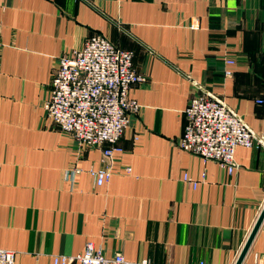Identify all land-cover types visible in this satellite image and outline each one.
<instances>
[{
	"label": "crops",
	"instance_id": "1",
	"mask_svg": "<svg viewBox=\"0 0 264 264\" xmlns=\"http://www.w3.org/2000/svg\"><path fill=\"white\" fill-rule=\"evenodd\" d=\"M0 24V248L16 264H55L89 241L133 264H236L264 208V144L239 146L229 173L179 139L202 93L264 136V0H0ZM95 35L132 51L145 77L101 186L89 170L102 149L43 107L59 58ZM256 263L264 220L242 264Z\"/></svg>",
	"mask_w": 264,
	"mask_h": 264
},
{
	"label": "built area",
	"instance_id": "2",
	"mask_svg": "<svg viewBox=\"0 0 264 264\" xmlns=\"http://www.w3.org/2000/svg\"><path fill=\"white\" fill-rule=\"evenodd\" d=\"M1 35L0 24V40ZM133 59L132 51L117 47L103 35H95L81 48L59 58L51 93L43 104L46 117L58 130L71 135L82 146L102 149L106 164L89 170L99 186L111 179L113 157L121 151L119 140L129 128L132 114L141 109L138 101L131 98L130 90L145 77L135 69ZM226 61L229 66L235 63L231 58ZM225 74L230 76L231 68ZM186 116L187 124L179 139L181 149L204 161H216L229 173L238 167L235 154L239 146L264 144V136L259 137L218 95L193 96ZM184 179L191 182L187 174ZM197 184L193 182L194 187ZM54 261L133 264L123 255H106L103 247L92 241L82 253L56 255ZM0 264H16V251L0 248Z\"/></svg>",
	"mask_w": 264,
	"mask_h": 264
},
{
	"label": "water",
	"instance_id": "3",
	"mask_svg": "<svg viewBox=\"0 0 264 264\" xmlns=\"http://www.w3.org/2000/svg\"><path fill=\"white\" fill-rule=\"evenodd\" d=\"M263 220H264V208H263V210L261 212V215H260L256 225L254 226V228H253V230H252V232H251V234L249 236V239H248L247 243L245 244V246H244V248H243V250H242V252H241V254H240V256H239V258H238V260L236 262V264H242L243 263V261L245 259V256H246V254H247V252H248V250H249V248H250V246H251V244H252V242H253V240H254V238H255V236H256V234H257V232H258V230H259V228H260V226L262 224V222H263Z\"/></svg>",
	"mask_w": 264,
	"mask_h": 264
}]
</instances>
